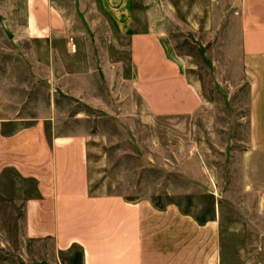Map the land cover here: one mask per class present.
I'll return each mask as SVG.
<instances>
[{"label": "crops", "instance_id": "0c3cea01", "mask_svg": "<svg viewBox=\"0 0 264 264\" xmlns=\"http://www.w3.org/2000/svg\"><path fill=\"white\" fill-rule=\"evenodd\" d=\"M208 2L226 135L264 155V0ZM144 5L142 15L135 0H0V219L14 217L47 264L73 249L80 264H224L223 197L203 159L182 173L216 202L205 222L176 202L91 188L92 116L189 119L213 107L179 51L185 22L168 0L160 20Z\"/></svg>", "mask_w": 264, "mask_h": 264}, {"label": "rangeland", "instance_id": "374dc122", "mask_svg": "<svg viewBox=\"0 0 264 264\" xmlns=\"http://www.w3.org/2000/svg\"><path fill=\"white\" fill-rule=\"evenodd\" d=\"M168 1L175 15L185 22L177 27L178 34L185 36L179 39V51L188 58L192 77L202 81L213 107L189 119L153 118L144 110L138 118L128 117L123 123L92 116L96 127L89 148L91 188L96 193L122 194L128 200L149 198L157 207L176 202L183 212L205 222L213 217L216 202L204 187L182 173L185 166L203 159L209 178L215 180L223 197L224 264H264V155L243 153L244 138L226 135L222 44L210 26L209 2ZM135 2L139 14L144 15L146 2L147 9L160 20L159 0ZM203 51L214 52L213 60L208 61ZM2 220L0 264L48 263L49 255L24 238L23 228L14 217ZM63 255V264H80L76 249Z\"/></svg>", "mask_w": 264, "mask_h": 264}]
</instances>
